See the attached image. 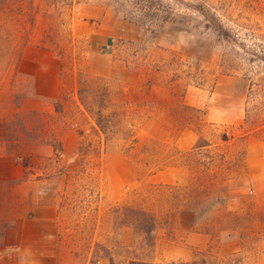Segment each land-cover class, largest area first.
I'll use <instances>...</instances> for the list:
<instances>
[{"label":"rangeland","instance_id":"rangeland-1","mask_svg":"<svg viewBox=\"0 0 264 264\" xmlns=\"http://www.w3.org/2000/svg\"><path fill=\"white\" fill-rule=\"evenodd\" d=\"M181 2L229 37L178 2L188 19L154 37L129 0H0V264L39 230L56 264H264V172L247 161L264 0Z\"/></svg>","mask_w":264,"mask_h":264},{"label":"trees","instance_id":"trees-1","mask_svg":"<svg viewBox=\"0 0 264 264\" xmlns=\"http://www.w3.org/2000/svg\"><path fill=\"white\" fill-rule=\"evenodd\" d=\"M182 0H129L132 10H120L132 22L143 26L149 34L156 37L164 34L167 27L173 24L185 22L188 17L178 14L173 2L186 5L206 21V26L220 35L222 38L229 37L228 32L218 16L204 4H185ZM126 17V18H127Z\"/></svg>","mask_w":264,"mask_h":264},{"label":"crops","instance_id":"crops-1","mask_svg":"<svg viewBox=\"0 0 264 264\" xmlns=\"http://www.w3.org/2000/svg\"><path fill=\"white\" fill-rule=\"evenodd\" d=\"M220 86V85H219ZM253 144V140H250V146ZM255 148H250L247 152V161L249 167L255 168L260 166L264 172V142H259L255 145ZM19 242L11 244L7 249L8 253H5L4 262L8 264H56L58 254V244L53 241V237L45 234L42 230L38 232L39 247L31 248L26 244L23 236ZM35 239V237H34ZM264 259V256H263ZM264 261V260H263Z\"/></svg>","mask_w":264,"mask_h":264}]
</instances>
